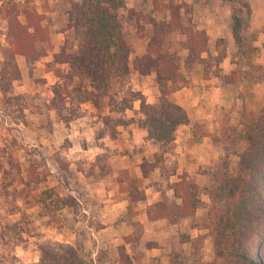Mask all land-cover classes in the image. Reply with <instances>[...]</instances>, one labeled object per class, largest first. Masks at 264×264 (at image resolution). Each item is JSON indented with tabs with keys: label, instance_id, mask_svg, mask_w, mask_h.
<instances>
[{
	"label": "trees",
	"instance_id": "16d2710c",
	"mask_svg": "<svg viewBox=\"0 0 264 264\" xmlns=\"http://www.w3.org/2000/svg\"><path fill=\"white\" fill-rule=\"evenodd\" d=\"M63 1L69 5L63 29L66 37L47 64L56 77L47 110L67 123L77 119L81 107L89 104L104 125L113 122L125 126V113L132 111L133 103L139 101L142 118L138 124L156 147L149 157H142L140 173L144 180L154 174L156 180L150 181L147 188L152 187L160 195L159 201L143 210L147 222L164 220L172 226L186 224L190 232L206 231L196 238L182 234L179 242L189 245L188 254H168V264H264V110L249 117L240 112L241 118L237 120L232 115L233 109L196 106L189 115L173 101L175 92L193 86V78L201 81L215 78L217 87L238 86L241 81L264 86V67L253 62L257 51L252 44L254 38L244 41L236 24L233 29L236 66L229 74L219 76L211 73L210 66H218L223 57L212 56L204 30L184 24V19L190 21L191 9L182 1L152 0L154 8L157 10L159 6L164 14L159 20L139 15L140 20L151 27L148 30L140 21L136 23L138 37L145 41V53L140 56H132V47L118 21V11L125 7L123 0ZM6 15L9 46L1 52L0 111L10 124L26 125L24 96L14 92V84L20 80L16 56L31 63L39 60L45 55L43 45L49 40V30L42 25L43 17L28 6L18 10L10 5ZM18 15L23 16L24 23L18 20ZM169 36L174 38L168 42V51L164 52ZM207 63L209 67H206ZM151 75L159 91V97L152 105L146 104L127 84L132 77L140 79ZM106 109L108 113L102 114ZM196 110L211 114V125L203 119L197 120ZM179 127L187 128L191 144H201L207 138L210 146L219 152L218 159L202 170V175L207 177V186L184 174L175 181L170 180L178 169L174 151L175 132ZM240 127L244 129L241 131ZM241 140L249 150L238 156L239 162L234 166L230 156ZM20 149L15 136L0 137V220L3 222V225L0 223V234L20 241L23 234L29 236V231L21 225L28 217L21 213L23 205L38 207L39 215L48 218L46 224L63 233V222L68 223L70 219L64 218L62 212L70 210L74 213L77 209L75 199L69 195L60 196L55 188L45 186L46 172L38 165L30 164L23 174L17 157ZM232 170L234 174H231ZM120 174V184L128 181L125 188L130 211L146 197L139 191L141 181L129 178L125 170ZM199 210H204L201 218L196 216ZM17 214L21 215L20 220H8ZM81 237L65 243L39 245L40 258L36 264H93L83 252L80 242L84 236ZM206 238L219 255V263L204 259ZM138 241L139 236L123 237L122 243L113 247L107 263L134 264L140 257ZM144 248L149 250L158 246L146 244ZM148 261L151 263L155 258Z\"/></svg>",
	"mask_w": 264,
	"mask_h": 264
},
{
	"label": "rangeland",
	"instance_id": "374dc122",
	"mask_svg": "<svg viewBox=\"0 0 264 264\" xmlns=\"http://www.w3.org/2000/svg\"><path fill=\"white\" fill-rule=\"evenodd\" d=\"M123 1L125 7L118 11V21L127 43L132 47V56L143 55L145 41L138 37L136 26L139 21L143 23L139 15L159 20L164 14L159 6L157 10L154 8L152 0ZM176 1L184 2L191 9L190 21L184 19V24L204 30L209 38L212 56L223 57V61L216 67L210 66L209 63L205 64L206 67H212L211 73L223 76L235 68L237 48L233 29L237 23L239 34L244 41L254 38L252 44L257 51L253 56V62L264 67L262 48L264 0ZM10 5L16 6L18 10L28 6L41 15L42 25L49 30V40L43 45L45 55L33 63L24 57L16 56L20 80L14 84V92L24 96L23 113L27 124H10L0 111V137L13 135L20 144L21 149L17 152V157L23 174L30 164L38 165L46 172L45 186L55 188L60 196L73 197L77 209L74 213L70 210L62 212L63 217L70 219V222H63L65 231L61 233L55 227L46 224L48 218L39 215L38 207L21 206V213L28 216L25 219V223L28 224L24 226L25 223L22 221L21 225L29 231V236L23 234L20 241L6 236L5 233L0 234V264H36L40 258L39 245L65 243L66 240L81 239L82 235L84 239L80 243L83 252L93 264H108L113 247L120 245L122 238L128 235L139 236L137 250L140 257L135 259L134 264H168L170 260L168 254L175 252L187 256L189 245H181L179 242L182 234L196 238L198 235H204L206 231L190 232L186 224L172 226L164 220L154 222L153 225L147 221L141 223L139 218L144 214L141 207L145 201L134 204L129 211L125 188L128 181L124 184L119 183V179L122 178L120 172L125 170L129 178L141 181L139 191L144 192L148 201L154 203L160 200L158 192L152 187L147 188L150 181L156 180L154 174L150 175V179L144 180L140 173L142 157H149L156 151V147L147 139L146 131L138 124L142 118L139 114V101L133 103L132 111L125 113V126H117L113 122L104 125L89 104L81 107L77 119L67 123L60 121L52 111L47 110L52 96L51 86L56 82V77L48 69L47 64L52 61L53 55L58 52L66 37L63 29L67 22L66 11L69 5L63 0H0V62L2 49L9 46L6 12ZM17 18L24 23L22 15H18ZM143 25L148 30L151 28L145 22ZM51 27L54 29L51 30ZM58 32L62 33L63 40L56 47L58 41H54L52 36ZM173 38L174 36L167 38L163 47L164 52L168 51V42ZM70 39L74 41L71 36ZM192 83L194 98L192 96L191 99L197 103L201 101V107H205L204 103L208 102L209 95L202 97L203 88L218 85L217 79L211 77L209 80L201 81L199 78H193ZM127 84L146 104L156 103L159 91L153 75L140 79L132 77ZM219 100L227 108L223 106L214 108L219 107L226 111L233 109L232 115L237 120L241 118L240 112L246 113L248 117L252 114L257 115L264 110V86L241 81L238 86H227L226 96ZM173 101L179 105L184 99L173 95ZM190 110H186L189 115ZM107 113L108 109L102 114ZM195 117L197 120H205L209 125L213 118L211 114L203 111L196 112ZM243 129L240 127L241 131ZM186 132V127H179L175 132L174 153L177 156L178 169L176 176L170 180L175 181L179 175L184 174L198 184L207 186V177L202 175V170L218 159L219 152L210 146L208 139H204L203 143L198 145L191 144ZM244 150H249V147L241 140L230 156L234 166L239 162L238 156ZM231 174H234L233 170ZM168 194L171 195V192ZM203 200L207 202L205 196ZM203 215L204 210L196 213L197 218ZM20 216L13 215L8 217V220L16 222L20 220ZM0 223L3 225L2 220ZM146 244L158 246L155 248L157 250L148 251L152 256L144 249ZM202 254L205 260H213L216 263L220 261L208 238L203 242ZM150 258H155V261L150 263L148 261Z\"/></svg>",
	"mask_w": 264,
	"mask_h": 264
},
{
	"label": "crops",
	"instance_id": "0c3cea01",
	"mask_svg": "<svg viewBox=\"0 0 264 264\" xmlns=\"http://www.w3.org/2000/svg\"><path fill=\"white\" fill-rule=\"evenodd\" d=\"M52 29H54V28L51 27V30ZM61 36H63L61 32L56 33V35H54V37L52 36L54 41H58V43H56V44L54 43L56 45V47L59 46L61 41L63 40V37H61ZM54 53H55V51H54ZM193 92H194V90L191 87V88H182V89H180V90H178L177 92L174 93V96L178 95L181 99L182 98L184 99V102L183 103L181 102L179 104V106L182 107L184 110H187V109L188 110L189 109L192 110V108H194L196 106H200L201 107V105H200L201 101H199L200 103H197L195 100L191 99V97L193 96ZM202 94H203L202 97L204 95H206V94L209 95L208 102L204 103L205 107H210L212 109H214L215 106L226 107V106H224L221 103V100H219V99L224 98V96H226V87H217L216 85H213L212 87L207 86V87L203 88ZM216 97H218V100H216ZM193 98H194V96H193ZM190 99L192 100L191 102H189ZM195 112H198V110H196ZM204 139H207V138H204ZM203 140H202V143H203ZM151 203L152 202L148 201L147 198H146L145 203H144V205L141 208L144 209L146 206L150 205ZM140 216H141V218H139V221L141 223H143V224L146 223L147 220H146L145 214H141ZM153 224L154 223H152V225ZM145 250L148 253L149 250H157V249L152 248V249H149V250L148 249H145ZM145 250H143V251H145ZM148 255H151V254L148 253Z\"/></svg>",
	"mask_w": 264,
	"mask_h": 264
}]
</instances>
